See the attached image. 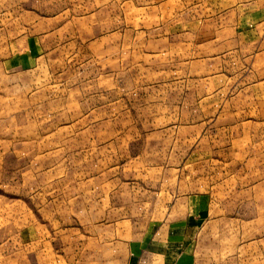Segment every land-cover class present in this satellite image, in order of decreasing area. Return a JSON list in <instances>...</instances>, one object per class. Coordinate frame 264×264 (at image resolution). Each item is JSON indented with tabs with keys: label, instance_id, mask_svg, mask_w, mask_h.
Wrapping results in <instances>:
<instances>
[{
	"label": "rangeland",
	"instance_id": "obj_1",
	"mask_svg": "<svg viewBox=\"0 0 264 264\" xmlns=\"http://www.w3.org/2000/svg\"><path fill=\"white\" fill-rule=\"evenodd\" d=\"M195 196L213 264H264V0H0L13 264L120 259Z\"/></svg>",
	"mask_w": 264,
	"mask_h": 264
},
{
	"label": "crops",
	"instance_id": "obj_2",
	"mask_svg": "<svg viewBox=\"0 0 264 264\" xmlns=\"http://www.w3.org/2000/svg\"><path fill=\"white\" fill-rule=\"evenodd\" d=\"M189 205L185 216L154 220L143 226L140 231L135 232L123 244L120 259L113 258L115 246L110 247L106 255L104 252L102 257L99 249L91 262H85V258L84 260L78 258L76 262L72 261L70 264H213L212 248L209 246L201 248V243L197 240L198 230L203 226V222L209 219L205 198L195 196L191 198ZM91 217L95 219L94 214ZM11 227L8 226V228ZM2 229L0 228V264H5L3 263L5 260H11L13 264L15 261L17 262L18 258H15L17 257L15 254H19V252L5 251L4 247L10 243L2 240ZM61 231L64 233L61 237L64 238L69 229ZM26 235L32 236L31 231H28ZM82 235L84 232H80L77 236L81 237ZM68 241L67 238L63 240V250L69 247L72 250H77V253L83 250V240L76 239L75 242L69 244L70 246ZM27 243L29 244V242ZM8 253L10 256L7 255ZM3 254L5 255L3 256ZM27 257V264H32V249H28Z\"/></svg>",
	"mask_w": 264,
	"mask_h": 264
}]
</instances>
